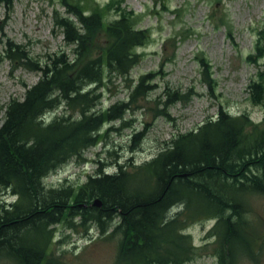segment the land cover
Here are the masks:
<instances>
[{"label": "trees", "instance_id": "trees-1", "mask_svg": "<svg viewBox=\"0 0 264 264\" xmlns=\"http://www.w3.org/2000/svg\"><path fill=\"white\" fill-rule=\"evenodd\" d=\"M61 3L67 16L55 22L64 31L72 58L62 52L46 62L33 61L22 46L11 42L0 51V64L17 61L40 73L22 99L7 103L0 125V188L17 197L0 205V260L62 264L49 253L60 209L66 222L75 217L81 226L94 221L101 233L110 230L111 236H119L120 263L185 264L193 259L197 248L185 230L188 220L216 221L220 264L223 260L235 264L248 255L254 244L244 227V199L264 194L262 72L248 85L252 101L263 108L259 123L246 113L232 116L220 107L215 117L176 134L141 165L118 163L113 173L100 167L77 188L45 186L50 173L99 143L103 126L122 118L123 103L97 109L101 102L97 91L112 76L129 74L139 61L134 49L150 37L136 28L135 15L119 6L122 2L115 7ZM111 10L119 16L107 21ZM263 50L257 48L259 56ZM201 62L206 67L203 79L211 89L208 65ZM145 78H140L132 97L151 89ZM87 86L92 88L85 91ZM170 97L164 105L185 100L177 92ZM61 107L64 111L57 112ZM236 170L240 173L235 178L231 174ZM96 199L101 207L91 206ZM46 215L55 216L46 220ZM23 229L24 237L16 238Z\"/></svg>", "mask_w": 264, "mask_h": 264}, {"label": "rangeland", "instance_id": "rangeland-1", "mask_svg": "<svg viewBox=\"0 0 264 264\" xmlns=\"http://www.w3.org/2000/svg\"><path fill=\"white\" fill-rule=\"evenodd\" d=\"M65 1L101 7L109 3L115 7L122 2L119 6L135 15L136 28L146 30L150 37L134 49L139 61L129 74L112 76L97 91L101 96L97 109L123 103V119L107 123L98 144L50 173L44 180L48 187L77 188L100 167L113 173L118 163L141 165L154 158L176 134L194 130L215 117L220 107L232 116L246 113L255 123L262 120L263 108L252 101L248 85L264 73V50L261 56L257 51L258 47L264 48V0ZM61 2L0 0V51L11 42L22 46L33 61L46 62L62 52L72 58L64 31L55 22L67 16ZM118 16L111 10L106 20ZM202 60L208 65L211 89L203 79L206 67ZM142 76L147 77L144 83L151 89L142 97H132ZM39 77L40 73L25 63L4 60L0 64V125L7 103L22 99ZM90 88L87 86L85 91ZM174 92L185 95V100L164 105ZM15 200L0 188V205ZM244 210V227L255 245L235 264H264V194L247 195ZM215 222H186L185 230L197 253L185 264H220ZM53 228L49 253L62 264H126L117 259L119 236H111L110 230L101 233L94 221L87 220L81 226L76 217L69 222L61 219ZM0 264L13 263L3 259Z\"/></svg>", "mask_w": 264, "mask_h": 264}, {"label": "bare ground", "instance_id": "bare-ground-1", "mask_svg": "<svg viewBox=\"0 0 264 264\" xmlns=\"http://www.w3.org/2000/svg\"><path fill=\"white\" fill-rule=\"evenodd\" d=\"M125 110H126V108L125 107H122V118L121 119H119V120H122L123 119V115L125 114ZM103 171H106V170H103ZM45 183V182H44ZM45 186L46 187H48L47 185H46V183H45ZM48 188H50V187H48ZM12 195V194H11ZM13 196H15V195H13ZM16 197V196H15ZM16 199H17V197H16ZM16 201V200H15ZM14 202V201H13ZM101 202V201H100ZM8 203H11V202H6L5 204H8ZM102 205V204H101ZM101 205L100 206H94L93 205V203H91V206H94V207H101ZM86 206H88V204L86 205ZM179 206H173V208H178ZM60 208V204H58V209ZM63 213H64V210L63 209H60L59 210V214L57 215V217H54L55 215H53V216H50V215H46V217H45V219L46 220H52V218L54 217L57 221H60V219H62V217H63ZM108 217V216H107ZM106 217V218H107ZM214 226H215V224L213 225V228H214ZM25 233H26V231L23 229L22 231H19L18 233H17V235H16V238H18V237H20V238H23L24 237V235H25Z\"/></svg>", "mask_w": 264, "mask_h": 264}, {"label": "flooded vegetation", "instance_id": "flooded-vegetation-1", "mask_svg": "<svg viewBox=\"0 0 264 264\" xmlns=\"http://www.w3.org/2000/svg\"><path fill=\"white\" fill-rule=\"evenodd\" d=\"M245 172H247L246 170H245ZM240 173V171L239 170H236L235 172H233V174H231L233 177H235V176H238V174ZM235 175V176H234ZM236 178V177H235ZM247 231V230H246ZM248 234H249V232H248ZM253 244H254V240H252L251 241ZM255 245V244H254Z\"/></svg>", "mask_w": 264, "mask_h": 264}, {"label": "water", "instance_id": "water-1", "mask_svg": "<svg viewBox=\"0 0 264 264\" xmlns=\"http://www.w3.org/2000/svg\"><path fill=\"white\" fill-rule=\"evenodd\" d=\"M93 205H94V206H100V205H101L100 200L96 199V200L93 202Z\"/></svg>", "mask_w": 264, "mask_h": 264}]
</instances>
